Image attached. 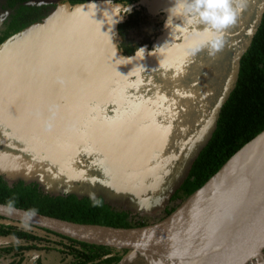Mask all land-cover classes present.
Returning <instances> with one entry per match:
<instances>
[{"label":"water","instance_id":"water-1","mask_svg":"<svg viewBox=\"0 0 264 264\" xmlns=\"http://www.w3.org/2000/svg\"><path fill=\"white\" fill-rule=\"evenodd\" d=\"M174 6L175 0H158L149 11L181 17L179 10L172 12ZM119 8L121 5L91 1L65 4L1 46L0 124L8 136L34 140L42 149L84 147L133 171L149 167L154 155L166 149L171 128L165 130L157 122L139 123L130 113L112 116L107 112L118 102V88L127 87L140 66L137 59L124 56L117 48ZM208 38L202 33L190 35L182 44L195 47ZM239 159L252 161L227 187L234 197L231 201L215 205L199 219L167 226L196 194ZM18 210L16 215L0 216L21 222L26 210ZM31 226L91 245L129 250L121 264L137 254H168L204 236L210 242L201 264H250L264 248V131L179 210L153 225L116 228L37 213ZM256 226L262 230L251 240Z\"/></svg>","mask_w":264,"mask_h":264},{"label":"trees","instance_id":"trees-1","mask_svg":"<svg viewBox=\"0 0 264 264\" xmlns=\"http://www.w3.org/2000/svg\"><path fill=\"white\" fill-rule=\"evenodd\" d=\"M35 0H7L12 14L0 32V48L26 28L42 23L56 6L36 4ZM77 5L90 0H65ZM121 5L118 13L117 47H137L149 42L154 33L151 15L143 0H115ZM122 40V42H121ZM122 43V44H121ZM264 131V11L248 47L237 63L234 87L222 104L214 132L194 160L187 177L171 194L159 222L179 210L248 142ZM15 196L16 207L36 209L38 214L80 224L116 228H140L157 222L138 221L102 196L68 193L52 195L39 183H8L0 175V204ZM129 250L91 245L31 226L24 230L21 222L0 216V259L5 264H121Z\"/></svg>","mask_w":264,"mask_h":264},{"label":"flooded vegetation","instance_id":"flooded-vegetation-1","mask_svg":"<svg viewBox=\"0 0 264 264\" xmlns=\"http://www.w3.org/2000/svg\"><path fill=\"white\" fill-rule=\"evenodd\" d=\"M143 1H147L146 9L151 15V29L154 33L146 44H141L143 37L139 35L135 38L137 47H117L124 56L137 59L140 66L138 72L129 78L128 86L118 88V102L112 103L107 112L112 116L130 113L139 123L157 122L165 130L171 128L166 149L154 155L150 166L139 171L126 170L104 159L97 152L80 146L68 149L48 146L42 149L34 140L18 141L8 136L6 128L0 124L2 147L31 154L40 160L41 165L70 171L79 176H96L116 185L149 183L160 174L165 182L170 180L171 174L178 167L183 149L204 128L202 115L205 101L214 97L211 90L216 85L213 86L203 77L200 68L214 59L217 49L212 47L211 37L195 47L183 45L184 38L202 33L200 29L203 26H186L188 31H184L177 26H183L182 16L169 18L165 12H150V6L158 0ZM177 10L173 8L172 12L176 13ZM243 18L239 15L237 27L241 26ZM231 31V28L227 30L224 39L229 41L239 32ZM96 113L100 114L99 111ZM51 173L53 178L57 176L55 170H51ZM78 183L81 187H88V193L107 189L98 181L80 179ZM147 199L153 200L150 195Z\"/></svg>","mask_w":264,"mask_h":264},{"label":"rangeland","instance_id":"rangeland-1","mask_svg":"<svg viewBox=\"0 0 264 264\" xmlns=\"http://www.w3.org/2000/svg\"><path fill=\"white\" fill-rule=\"evenodd\" d=\"M65 0H35L36 4L55 5L53 12L59 6L65 5ZM92 3H111L115 4V0H90ZM149 1V0H148ZM153 1V0H150ZM147 2V1H146ZM264 11V0H243V11L240 14L243 18L241 26L237 27V23L231 27L234 33L239 31L233 39H223L222 46L216 50L214 59L207 63L200 72L203 77L216 85L211 91L214 92V97L205 101L202 117L205 123L200 129L196 138L186 145L182 151V156L179 157L178 167L170 176V180H163L162 174L156 176L154 180L142 182L139 185L121 184L100 180L98 177H84L83 175H75L70 171H61L49 167V165H41L39 159L31 154L21 153L2 147L0 139V175L4 177L8 183L12 184L15 181L36 182L41 188L51 193L52 195L76 194L82 196H102L106 201L117 206L121 210L130 211L138 221L159 222L164 209L168 206V200L171 194L182 184L187 177L189 170L198 156L199 152L210 140L217 121L219 110L234 87L237 63L241 53L248 47L254 31L260 23V17ZM12 9L9 8L7 0H0V32L3 29L6 21L12 14ZM229 49H228V48ZM133 118L134 115H133ZM176 157V156H175ZM177 158V157H176ZM51 170L57 172V176L53 178ZM167 172V171H165ZM164 172V173H165ZM163 173V174H164ZM86 181H98L107 189L100 192H90L88 187H81L80 179ZM97 183V182H93ZM81 187V188H80ZM125 195L129 197H125ZM150 195L153 200L147 199ZM136 199L141 201L136 202ZM262 230V227L256 226L252 231L251 240L257 233ZM258 241V240H257ZM256 240L253 241L255 244ZM254 246V245H253ZM262 264L264 261V248L258 255L257 259ZM7 261L0 259V264H5ZM124 264H145L141 259L127 260Z\"/></svg>","mask_w":264,"mask_h":264},{"label":"bare ground","instance_id":"bare-ground-1","mask_svg":"<svg viewBox=\"0 0 264 264\" xmlns=\"http://www.w3.org/2000/svg\"><path fill=\"white\" fill-rule=\"evenodd\" d=\"M252 159L237 160L213 184L196 194L188 204L177 213L167 224L174 227L192 219H199L210 211L215 205L231 201L234 197L227 187L232 185L241 173L247 170ZM230 188V187H229ZM210 242L209 236H204L195 241L182 245L168 254L135 255L129 261L141 259L145 264H201L206 248ZM257 259V257L255 258ZM260 262L251 261L250 264Z\"/></svg>","mask_w":264,"mask_h":264},{"label":"clouds","instance_id":"clouds-1","mask_svg":"<svg viewBox=\"0 0 264 264\" xmlns=\"http://www.w3.org/2000/svg\"><path fill=\"white\" fill-rule=\"evenodd\" d=\"M178 15L184 18V31L192 25L203 26L202 34L211 37V45L219 49L223 44L224 34L237 23L243 11V0H175ZM172 8V9H173ZM17 198H9L5 204L0 205V214L13 216L18 213ZM36 209H29L21 216V226L24 230H31V221L36 216Z\"/></svg>","mask_w":264,"mask_h":264}]
</instances>
